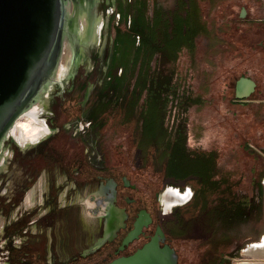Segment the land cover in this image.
<instances>
[{
  "label": "rangeland",
  "instance_id": "obj_1",
  "mask_svg": "<svg viewBox=\"0 0 264 264\" xmlns=\"http://www.w3.org/2000/svg\"><path fill=\"white\" fill-rule=\"evenodd\" d=\"M96 3L95 0L92 6L95 14L93 36L83 48L78 40L75 41L77 59L74 68L71 72L67 70L56 80L49 94L46 93L44 115L51 131L59 128L55 139L60 145L67 146L69 154L76 155L84 139L90 142L98 139L99 162L111 161V174L116 177L124 174L137 185L136 189H124V193L134 200L127 205L131 222L138 208H146L153 215L160 213L154 193L164 191L170 178L158 169L153 149L144 152L138 147L134 121H124L121 112L111 108L99 118L98 128L87 126L90 103L82 108L78 105L81 94H71V88L84 74L96 82L112 56L110 42L105 44L107 40L99 35L106 9L100 4L95 7ZM156 3L166 13L172 12L177 0H148L149 16ZM197 3L210 33L195 38L193 53L183 47L173 63V80L180 90L185 89L197 101L183 112L176 104L169 103L166 124L169 127L175 125L183 117L186 145L192 149H215L218 167L228 176L231 188L241 197L249 198L256 194V183H260L264 201V0H197ZM241 7L245 8L244 16L239 15ZM116 18L117 15L110 18L113 27ZM119 26L124 28L125 23L120 22ZM66 46L70 51L65 50ZM73 53L75 51L65 37L56 65L64 63L66 69L70 68ZM240 75L249 76L256 83L254 90L244 99H237L234 95L235 81ZM9 131L0 141V147L3 145L4 149L2 153L7 147L8 152L13 149L14 153H21L30 143L22 147ZM83 153L85 156L80 155V158L88 160L89 151ZM189 182L196 186L195 180ZM196 209L193 212L196 221L203 222L208 215ZM83 223L84 229H91L90 217ZM215 224L213 221L206 227V231L213 232L210 247L200 246L197 240H175L174 246L180 254L179 264H209L220 254L227 255L222 264H237V259L243 257L242 247L259 239L264 232V203L258 217L236 227L230 242L221 241L223 228L215 227ZM88 239L84 233V244ZM111 248L106 246L82 259L81 264H102L103 256L110 257L108 251Z\"/></svg>",
  "mask_w": 264,
  "mask_h": 264
},
{
  "label": "flooded vegetation",
  "instance_id": "obj_2",
  "mask_svg": "<svg viewBox=\"0 0 264 264\" xmlns=\"http://www.w3.org/2000/svg\"><path fill=\"white\" fill-rule=\"evenodd\" d=\"M96 2L107 13L101 21L102 28L110 23L115 0ZM109 7L112 8L110 12ZM114 15H117V24L120 15ZM74 24L71 15L68 14L67 19L63 17L60 40L66 37L75 51L71 66L65 72L73 70L77 59L75 41H71ZM111 69L110 65L106 66L94 83L84 74L71 88V94H81L80 107L90 103L86 115L87 126L95 125L98 128L99 118L112 108L100 109L98 102L99 88ZM54 84L47 89L48 94ZM58 131L59 128L52 129L51 134L30 143L21 153H14L13 149L8 153V147L2 153L3 145L0 147V264H81L82 259L110 245V257L107 259L103 256V264L132 253L157 230L159 244H168L175 250L176 264H179L180 254L174 246L175 240L192 239L197 240L200 246H211L213 232L206 231L207 225L214 221L210 212L211 200L207 195L198 194L195 186L189 182L191 180H168L169 186L181 190L187 187L190 196L185 202L165 210L159 191H156L154 196L159 202L160 213L153 215L146 208H138L129 222L127 205L134 200L124 193V189H136L137 185L124 174L119 177L111 174V161L99 162L98 139L91 142L84 139V144L78 147V153L74 155L68 153L67 146L57 142L55 136ZM88 151V160L83 161L80 155L85 156L83 152ZM27 194L29 204L24 199ZM195 208L208 215L203 222L196 221ZM141 209L149 214V221L142 225L136 236L122 244ZM89 217L91 229H84L83 221ZM217 225L218 222L215 227ZM84 233L89 238L86 244L83 242ZM226 237L227 231L223 229L220 239ZM224 259H227V255L220 254L209 264H222Z\"/></svg>",
  "mask_w": 264,
  "mask_h": 264
},
{
  "label": "trees",
  "instance_id": "obj_3",
  "mask_svg": "<svg viewBox=\"0 0 264 264\" xmlns=\"http://www.w3.org/2000/svg\"><path fill=\"white\" fill-rule=\"evenodd\" d=\"M114 5L112 15H120L118 23L114 27L107 23L99 30L101 38L107 40L105 44L110 42L109 65L113 68L99 88V107L117 108L124 121H134L138 147L144 152L153 149L158 169L166 177L195 180L196 192L210 197L213 220L227 231L221 241L230 242L238 225L260 215L261 184L256 183L253 196L241 197L231 188L228 176L221 173L215 149L186 145L183 117L175 125L166 124L169 103L183 112L197 101L173 80L178 52L185 47L193 53L195 38L210 33L197 0H177L172 12L166 13L156 3L151 16L148 0H115ZM120 22L125 23L124 28Z\"/></svg>",
  "mask_w": 264,
  "mask_h": 264
},
{
  "label": "water",
  "instance_id": "obj_4",
  "mask_svg": "<svg viewBox=\"0 0 264 264\" xmlns=\"http://www.w3.org/2000/svg\"><path fill=\"white\" fill-rule=\"evenodd\" d=\"M57 1L0 0V141L31 83L39 75L51 78V70L56 66L61 50V36L49 68L43 71L55 25ZM244 14L245 8L241 7L239 15ZM65 16L67 19L68 13L63 10L62 17ZM75 28L72 30V43L77 40ZM255 84L253 78L240 75L235 81V98H246L254 90ZM148 221L149 214L141 209L122 244L136 236ZM157 234L158 230L132 253L115 257L103 264H176L175 250L168 244L160 245Z\"/></svg>",
  "mask_w": 264,
  "mask_h": 264
},
{
  "label": "bare ground",
  "instance_id": "obj_5",
  "mask_svg": "<svg viewBox=\"0 0 264 264\" xmlns=\"http://www.w3.org/2000/svg\"><path fill=\"white\" fill-rule=\"evenodd\" d=\"M94 1L95 0L57 1L55 25L51 42L43 63V71L49 68L50 61L53 59L57 50L59 38L62 33L60 26L63 25V10L67 11L75 21V36L81 45V48L91 40L94 31L93 28L95 26V14L92 11ZM65 50L70 51V48L66 46ZM65 70V64L60 63L59 65L54 66L53 70H51V78H47L43 75L37 76L31 83L26 94L22 97L19 106L15 109L11 125L7 130V132L10 130L9 132H11L12 136L16 137L21 145L35 143L51 131L44 115V112L46 111V91L53 86L56 80H59L60 77L65 74ZM189 193L190 191L188 189L181 190L174 186H168L160 193V200L165 209H170L173 205L181 204L189 199ZM24 199L26 204H29V194H27ZM241 254L243 257L237 259V264H264V232L259 239L252 240L242 247Z\"/></svg>",
  "mask_w": 264,
  "mask_h": 264
},
{
  "label": "built area",
  "instance_id": "obj_6",
  "mask_svg": "<svg viewBox=\"0 0 264 264\" xmlns=\"http://www.w3.org/2000/svg\"><path fill=\"white\" fill-rule=\"evenodd\" d=\"M108 10H109V12H110V11H112V8H111V7H109V8H108ZM185 189H187V187H186Z\"/></svg>",
  "mask_w": 264,
  "mask_h": 264
},
{
  "label": "snow or ice",
  "instance_id": "obj_7",
  "mask_svg": "<svg viewBox=\"0 0 264 264\" xmlns=\"http://www.w3.org/2000/svg\"><path fill=\"white\" fill-rule=\"evenodd\" d=\"M189 195H190V193H189Z\"/></svg>",
  "mask_w": 264,
  "mask_h": 264
}]
</instances>
